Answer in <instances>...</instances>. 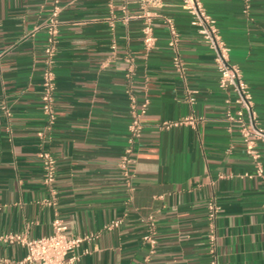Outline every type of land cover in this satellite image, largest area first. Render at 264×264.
Instances as JSON below:
<instances>
[{"label":"crops","instance_id":"crops-1","mask_svg":"<svg viewBox=\"0 0 264 264\" xmlns=\"http://www.w3.org/2000/svg\"><path fill=\"white\" fill-rule=\"evenodd\" d=\"M159 2L152 7L156 42L147 52L138 0H127L128 19L123 0H58L56 118L49 128L41 95L44 24L54 1L0 0V264H30L22 262L25 248L1 236L50 235L56 217L70 233L88 236L75 264H142L150 215L157 245L149 264H210V201L217 205L220 264H264V143L256 163L242 123L227 117L236 114L235 95L219 84L214 51L182 0ZM202 3L264 129V0ZM166 18L179 33L184 76L173 64ZM129 90L139 106L148 105L127 179L120 161ZM42 150L56 160L51 186Z\"/></svg>","mask_w":264,"mask_h":264},{"label":"built area","instance_id":"built-area-1","mask_svg":"<svg viewBox=\"0 0 264 264\" xmlns=\"http://www.w3.org/2000/svg\"><path fill=\"white\" fill-rule=\"evenodd\" d=\"M54 1L51 14L46 18L44 27L48 32L47 44L44 48V72L42 80V108L47 115L48 127L55 121V91L56 82L53 72L56 43L59 35V12L58 0ZM140 7L139 18L143 20L142 35L143 44L147 52H150L156 42L154 34V18L156 16L152 7L159 5V0H138ZM182 7L189 12L192 17V25L201 35L202 39L214 51V59L219 72V84L223 89H230L234 95V102L237 106L236 114L227 112L230 120H238L242 123L241 132L244 136L246 149L254 162L258 163L260 153L257 148L258 142L264 143V129L257 125V114L253 109V93L243 77L240 67L230 61V47L222 38L216 20L206 11L202 0H182ZM122 11L128 15L127 0H123ZM170 31V46L173 50V64L175 69L184 76L185 65L179 51V33L172 18H166ZM132 71V68L129 70ZM131 122L129 124L128 144L121 156L120 168L123 175L130 178V166L133 162L132 155L135 145L139 141L143 130V118L147 110V102L142 105L137 104L136 95L132 90L128 91ZM188 100L195 101V96L188 92ZM191 121L192 118H187ZM169 125V124H168ZM44 169V182L52 185L56 180L57 165L56 160L48 150H42L39 154ZM208 242L209 253L211 255L210 264H220L218 252L217 233V205L214 201L208 204ZM121 220L117 219L110 224V227L120 225ZM148 230L143 240L149 246V255L142 264H149L151 254L157 245L156 225L154 216L147 218ZM1 238L10 243H16L25 248L26 254L22 260L30 264H75L80 259L77 248L88 238L69 232L68 225L61 217H56L53 221V232L50 235L32 238L26 233H9Z\"/></svg>","mask_w":264,"mask_h":264}]
</instances>
